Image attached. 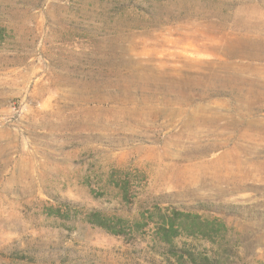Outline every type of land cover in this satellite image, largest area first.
Masks as SVG:
<instances>
[{"label": "rangeland", "instance_id": "1", "mask_svg": "<svg viewBox=\"0 0 264 264\" xmlns=\"http://www.w3.org/2000/svg\"><path fill=\"white\" fill-rule=\"evenodd\" d=\"M184 246L264 264V0H0V264Z\"/></svg>", "mask_w": 264, "mask_h": 264}, {"label": "trees", "instance_id": "2", "mask_svg": "<svg viewBox=\"0 0 264 264\" xmlns=\"http://www.w3.org/2000/svg\"><path fill=\"white\" fill-rule=\"evenodd\" d=\"M90 222L114 234L122 233V225L119 223L108 225V223L101 217L99 212H91ZM121 222V219H118ZM170 255L175 256L178 264H227V258L221 253H208L197 250L192 246L180 247L175 249L171 247Z\"/></svg>", "mask_w": 264, "mask_h": 264}, {"label": "bare ground", "instance_id": "3", "mask_svg": "<svg viewBox=\"0 0 264 264\" xmlns=\"http://www.w3.org/2000/svg\"><path fill=\"white\" fill-rule=\"evenodd\" d=\"M256 27V26H255ZM258 56V55H257ZM261 58V57H260ZM160 174H158V176L160 177V176H162V171H160L159 172Z\"/></svg>", "mask_w": 264, "mask_h": 264}]
</instances>
